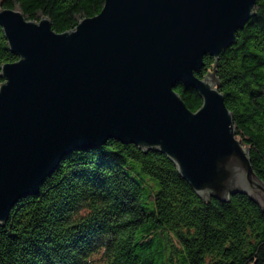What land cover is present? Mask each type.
<instances>
[{
  "label": "water",
  "instance_id": "obj_1",
  "mask_svg": "<svg viewBox=\"0 0 264 264\" xmlns=\"http://www.w3.org/2000/svg\"><path fill=\"white\" fill-rule=\"evenodd\" d=\"M256 0H104L94 17L56 33L0 9L17 57L1 66L0 226L17 202L37 196L60 161L108 140L164 154L204 199L247 195L264 210V182L205 57L236 42ZM202 100L190 111L174 88Z\"/></svg>",
  "mask_w": 264,
  "mask_h": 264
},
{
  "label": "trees",
  "instance_id": "obj_2",
  "mask_svg": "<svg viewBox=\"0 0 264 264\" xmlns=\"http://www.w3.org/2000/svg\"><path fill=\"white\" fill-rule=\"evenodd\" d=\"M104 0H0L56 33L96 16ZM17 57L0 28L1 66ZM264 182V0L217 60L203 59ZM192 112L202 100L174 88ZM0 264H264V210L247 195L206 200L157 151L108 140L64 157L37 196L20 199L0 226Z\"/></svg>",
  "mask_w": 264,
  "mask_h": 264
}]
</instances>
